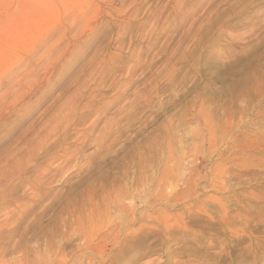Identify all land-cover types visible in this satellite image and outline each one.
Segmentation results:
<instances>
[{"label":"clouds","instance_id":"clouds-1","mask_svg":"<svg viewBox=\"0 0 264 264\" xmlns=\"http://www.w3.org/2000/svg\"><path fill=\"white\" fill-rule=\"evenodd\" d=\"M0 264H264V0H0Z\"/></svg>","mask_w":264,"mask_h":264}]
</instances>
